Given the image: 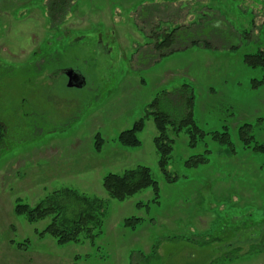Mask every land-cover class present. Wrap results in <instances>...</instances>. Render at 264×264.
<instances>
[{
  "label": "rangeland",
  "instance_id": "374dc122",
  "mask_svg": "<svg viewBox=\"0 0 264 264\" xmlns=\"http://www.w3.org/2000/svg\"><path fill=\"white\" fill-rule=\"evenodd\" d=\"M50 1L0 0V264H264V155L236 134L251 123L264 142V85L251 82L262 70L243 62L264 50V0H58L54 18ZM175 28L177 50L154 49ZM70 68L82 88L66 86ZM184 83L197 124L226 125L237 148L209 136L193 147L187 128L168 126L169 182L151 104ZM140 119V145L118 144ZM136 166L149 168L156 201L152 188L110 197L102 178ZM66 188L101 202L76 242L41 234L62 209L35 222L14 212ZM131 217L141 222L125 227Z\"/></svg>",
  "mask_w": 264,
  "mask_h": 264
},
{
  "label": "trees",
  "instance_id": "16d2710c",
  "mask_svg": "<svg viewBox=\"0 0 264 264\" xmlns=\"http://www.w3.org/2000/svg\"><path fill=\"white\" fill-rule=\"evenodd\" d=\"M56 1L58 0H51L49 3V11L52 18H54L52 11L55 13L57 12V14L62 12L60 9L56 10ZM176 30L175 28L171 32L165 33L161 41L154 43V49L160 51H162V49H169L167 53L177 50L172 49L173 43L177 38H175ZM195 43L198 45L200 44L197 39H192L189 45L193 46ZM206 44L207 43L203 45L207 47L208 44ZM160 55L162 56L165 54ZM243 62L250 68L258 67L262 70L260 78L251 80L252 87L264 85V50L258 48L254 53L245 54ZM180 87L178 92L175 91V93H173V91H164L162 93V96L166 99V103H164L163 98H159V96L151 104L154 109L152 116L158 131V136L154 138V145L158 155V167L169 182H174L176 179L174 177H169L166 172V167L172 152L171 140H169L166 133V128L168 126L172 127L175 132H179L183 127L187 128L190 144L193 147L198 139L209 136L211 140L224 146L230 152H235L237 148L236 144L230 138V133L226 125H224L225 130L206 131L197 124L193 113L194 92L192 85L184 83ZM172 97L177 98L176 102L173 103V101H171ZM256 123H264V114L257 119ZM252 128L253 126L251 123H244L236 127L239 145L253 155H264V142H259L254 138L252 135ZM142 129L143 120L140 119L134 123L131 128L121 131L117 135V143L123 147H138L140 142L137 135ZM99 143L100 142L97 140L96 144L99 145ZM98 145L97 148L99 147ZM204 161L205 158L203 156H198L192 160H186L185 165L188 167L197 166ZM102 187L110 197L119 201L147 188H152L153 190V201H156L159 193L157 182L152 178L149 168L145 166H136L126 169L121 173H108L102 178ZM48 196L56 197L44 198L33 208L26 204H18L15 206L14 212L16 214H25L29 222H35L47 215L54 214L55 209L58 211L59 209L64 210L65 212L62 219L60 221H56L55 219L41 233L49 234L56 238L59 243L78 241V235L81 231L85 230L86 232H91L89 225L99 222L101 216V202L98 199L85 197L83 194H78L76 191L69 188L56 192L54 191ZM140 222L139 218L131 217L127 218L123 222V225L128 228H133Z\"/></svg>",
  "mask_w": 264,
  "mask_h": 264
},
{
  "label": "water",
  "instance_id": "95a60500",
  "mask_svg": "<svg viewBox=\"0 0 264 264\" xmlns=\"http://www.w3.org/2000/svg\"><path fill=\"white\" fill-rule=\"evenodd\" d=\"M67 78L66 86L70 88H82L85 85V78L79 70L70 68L63 70Z\"/></svg>",
  "mask_w": 264,
  "mask_h": 264
}]
</instances>
